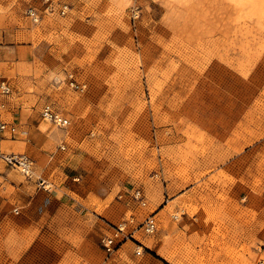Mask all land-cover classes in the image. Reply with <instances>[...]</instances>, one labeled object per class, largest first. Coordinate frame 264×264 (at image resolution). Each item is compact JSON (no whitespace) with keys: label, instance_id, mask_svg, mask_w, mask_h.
<instances>
[{"label":"rangeland","instance_id":"obj_1","mask_svg":"<svg viewBox=\"0 0 264 264\" xmlns=\"http://www.w3.org/2000/svg\"><path fill=\"white\" fill-rule=\"evenodd\" d=\"M52 1L0 0V264H264V0Z\"/></svg>","mask_w":264,"mask_h":264},{"label":"built area","instance_id":"obj_2","mask_svg":"<svg viewBox=\"0 0 264 264\" xmlns=\"http://www.w3.org/2000/svg\"><path fill=\"white\" fill-rule=\"evenodd\" d=\"M43 5L45 8V12L48 14H54L58 11V14L61 16H65L68 12L69 8L67 5H61L58 9L55 7V4L52 0H42ZM57 10V11H56ZM27 16L33 23H38L41 20V15L36 7L30 6L27 11ZM69 83L70 86L78 91H83L85 86L82 84L77 83V81L73 78V75H69ZM11 93V87L6 82L0 83V137H6V134L9 135L10 138L15 137L18 134L17 127L13 124L7 123L4 119L5 113V102L4 98L8 97ZM41 117L45 122H48L56 127L66 128L70 125V120L67 119L65 116L56 113L52 110L49 105L43 107L41 111ZM64 149V147H61ZM2 160L12 167L18 169L22 175L25 177L32 179L35 177V172L33 170V160L26 155L22 154H5L2 155ZM41 186L44 190H48V185H45L44 181H41ZM140 193H137V198L139 197ZM17 212V211H16ZM153 228L152 222L147 224V232ZM118 233H122L124 231V225L121 224L117 227ZM117 236V235H116ZM103 245L105 248V252L110 255L112 254L116 248L117 244L113 238H105L103 240Z\"/></svg>","mask_w":264,"mask_h":264},{"label":"crops","instance_id":"obj_3","mask_svg":"<svg viewBox=\"0 0 264 264\" xmlns=\"http://www.w3.org/2000/svg\"><path fill=\"white\" fill-rule=\"evenodd\" d=\"M6 111V110H5ZM4 148V151L6 152H11V151H14L13 149H11V147L9 146H4L2 143H0V149H3Z\"/></svg>","mask_w":264,"mask_h":264},{"label":"trees","instance_id":"obj_4","mask_svg":"<svg viewBox=\"0 0 264 264\" xmlns=\"http://www.w3.org/2000/svg\"><path fill=\"white\" fill-rule=\"evenodd\" d=\"M148 253H150L149 251H147ZM150 254H152V256H154L155 258H158V257H156V255H154L153 253H150ZM159 259V258H158Z\"/></svg>","mask_w":264,"mask_h":264}]
</instances>
